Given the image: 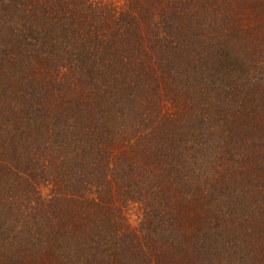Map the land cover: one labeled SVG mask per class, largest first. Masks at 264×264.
I'll return each mask as SVG.
<instances>
[{
    "label": "trees",
    "instance_id": "trees-1",
    "mask_svg": "<svg viewBox=\"0 0 264 264\" xmlns=\"http://www.w3.org/2000/svg\"><path fill=\"white\" fill-rule=\"evenodd\" d=\"M0 264H264V0H0Z\"/></svg>",
    "mask_w": 264,
    "mask_h": 264
}]
</instances>
